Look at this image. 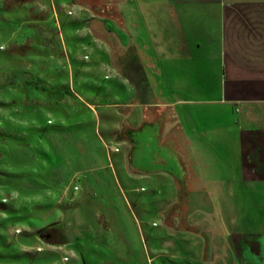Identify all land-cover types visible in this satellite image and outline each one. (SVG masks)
<instances>
[{"label": "rangeland", "instance_id": "1", "mask_svg": "<svg viewBox=\"0 0 264 264\" xmlns=\"http://www.w3.org/2000/svg\"><path fill=\"white\" fill-rule=\"evenodd\" d=\"M113 3L0 0V264H198L210 228L195 227L194 215L215 207L223 224L237 218L235 231L258 227L228 189L176 193L174 172L152 171L162 163L142 138L148 129L135 152L117 140L120 122L139 117L119 116L129 94L110 41L94 38L96 17L111 16L98 8ZM200 154L225 174L224 152Z\"/></svg>", "mask_w": 264, "mask_h": 264}, {"label": "crops", "instance_id": "2", "mask_svg": "<svg viewBox=\"0 0 264 264\" xmlns=\"http://www.w3.org/2000/svg\"><path fill=\"white\" fill-rule=\"evenodd\" d=\"M114 1L98 8L111 16L96 17L94 38L110 41L118 83L129 94L116 105L119 116L139 117L120 122L115 135L127 141L117 140L132 141L135 152L136 135L148 129L146 147L164 158L152 171L174 172L176 193L224 188L243 198L237 204L255 229L235 231L237 218L223 224L215 207L198 221L194 215L195 227L210 228L208 249L194 256L198 264H226L228 256L231 264H264V0ZM107 20L114 31L102 24ZM168 152H176L170 169ZM184 152H193L190 167ZM200 152H224L225 174L201 164ZM181 203L186 210L183 196Z\"/></svg>", "mask_w": 264, "mask_h": 264}, {"label": "flooded vegetation", "instance_id": "3", "mask_svg": "<svg viewBox=\"0 0 264 264\" xmlns=\"http://www.w3.org/2000/svg\"><path fill=\"white\" fill-rule=\"evenodd\" d=\"M155 153H153V156H151V157L154 158V160L156 159V162L155 163L159 162V163H162V165H164V158H163V156H160V157L159 156H155L156 155ZM167 167H169V166H167Z\"/></svg>", "mask_w": 264, "mask_h": 264}, {"label": "trees", "instance_id": "4", "mask_svg": "<svg viewBox=\"0 0 264 264\" xmlns=\"http://www.w3.org/2000/svg\"><path fill=\"white\" fill-rule=\"evenodd\" d=\"M123 128H124V126H123ZM121 130H122V132L124 133V131H123L124 129H121ZM122 132H121V133H122ZM5 135H6V134H5ZM120 136H121V135H120ZM120 136H119V137H120ZM122 139H123V138H122ZM124 139L127 141V138H126V137H125ZM17 140H18V139H17ZM18 144H19V143H15L16 146H18ZM26 150H27V149H26ZM1 176H2V177H4V176H5V177H8L7 175L2 174V173H1ZM8 178H9V177H8ZM63 244H64V243H63Z\"/></svg>", "mask_w": 264, "mask_h": 264}]
</instances>
